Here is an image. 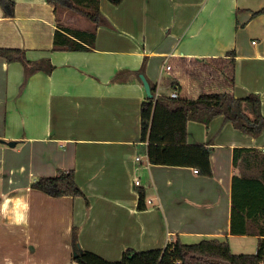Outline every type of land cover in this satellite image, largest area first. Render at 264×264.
I'll return each mask as SVG.
<instances>
[{"label":"crops","instance_id":"obj_1","mask_svg":"<svg viewBox=\"0 0 264 264\" xmlns=\"http://www.w3.org/2000/svg\"><path fill=\"white\" fill-rule=\"evenodd\" d=\"M12 1L11 16L0 6V47L21 49L40 67L26 78L20 62L0 57V204L8 198L11 210L16 198L29 203L26 226L14 224L11 211L0 214V264H78L71 258L73 228L83 250L108 261L120 260L126 248L160 249L176 239L226 238L233 254H246L244 247L256 252L257 236L230 231L232 178L240 176L233 152H263L264 131L244 134L222 115L208 124L190 120L186 143L210 148L212 174L150 164L140 140L147 97L139 75L159 96H168L174 83L188 98L255 93L264 116V11L254 14L264 0H123L118 6L98 0L112 28L97 27L89 51L53 47L59 25L93 30L57 18L71 10L56 13L47 0ZM205 67L216 70L213 79L199 77ZM57 169L74 171L88 204L82 196L52 197L31 187ZM138 188L144 210L137 209Z\"/></svg>","mask_w":264,"mask_h":264},{"label":"trees","instance_id":"obj_2","mask_svg":"<svg viewBox=\"0 0 264 264\" xmlns=\"http://www.w3.org/2000/svg\"><path fill=\"white\" fill-rule=\"evenodd\" d=\"M47 1L54 7V12L68 9L93 25V30H72L59 25L61 31L56 30L54 33V49L89 51L94 47L95 29L99 26L112 28L99 11L98 0ZM122 1L108 0L114 6L120 5ZM13 5L12 0H0L6 16L13 14ZM262 11L264 9L254 14ZM0 57L8 62H20L26 78L40 67V63L27 60L21 49L0 47ZM211 61L219 66L222 59ZM229 61L233 62L232 59ZM145 63L146 59L138 73H144ZM45 71L49 72L48 69ZM149 85L152 97L144 99L140 107V140L147 143L146 154L150 164L193 167L201 175L212 174L210 148L186 143V124L190 120L208 124L214 117L222 115L226 122L244 134L258 137L264 131V116L258 94L249 93L244 98H234L227 92L210 91L196 98L179 95L174 99L161 95L155 97L156 86L151 82ZM233 166L239 168L240 176L234 175L232 178L230 231L234 235L257 236L255 253L233 254L226 238H205L193 244H185L176 239L160 249L136 251L126 248L120 260L108 261L83 250L77 241V229L73 228L72 260L78 264H264V151L234 149ZM31 187L52 197L82 196L88 204L85 194L75 181L73 170L57 169L52 176L38 177ZM137 192V209L144 210V191L138 188Z\"/></svg>","mask_w":264,"mask_h":264},{"label":"clouds","instance_id":"obj_3","mask_svg":"<svg viewBox=\"0 0 264 264\" xmlns=\"http://www.w3.org/2000/svg\"><path fill=\"white\" fill-rule=\"evenodd\" d=\"M12 203L8 198L0 204V214L8 216L11 211L12 222L16 225L26 226L28 224L29 203L24 198H16L13 207L9 210V204Z\"/></svg>","mask_w":264,"mask_h":264},{"label":"rangeland","instance_id":"obj_4","mask_svg":"<svg viewBox=\"0 0 264 264\" xmlns=\"http://www.w3.org/2000/svg\"><path fill=\"white\" fill-rule=\"evenodd\" d=\"M59 17L61 18V20H62L61 22L62 23L69 24V26L71 25V26H74V27H82V28L83 27H88V28L92 27V23L91 22H89L83 16H81V15L75 13V12H72V11H66V13L63 14L62 16L58 12L57 18L59 19ZM189 84H190V87H191L193 83L189 82ZM241 250H244L246 252V254L255 253V248L251 249L250 247H244Z\"/></svg>","mask_w":264,"mask_h":264},{"label":"built area","instance_id":"obj_5","mask_svg":"<svg viewBox=\"0 0 264 264\" xmlns=\"http://www.w3.org/2000/svg\"><path fill=\"white\" fill-rule=\"evenodd\" d=\"M164 69L166 70V71H170L171 69H172V66L170 65V64H167L165 67H164ZM191 69V68H190ZM199 77L201 78V79H213V69H209L208 71H206V72H203V71H201L200 69H199ZM179 84L178 83H174L173 84V86H172V88H171V92L169 93V97L170 98H178V96H179ZM157 96H159V93L158 92H156L155 93V97H157ZM140 160V158L139 157H136V161H139ZM194 172H197V170H195ZM134 185L135 186H138L139 185V180L138 179H135L134 180Z\"/></svg>","mask_w":264,"mask_h":264},{"label":"water","instance_id":"obj_6","mask_svg":"<svg viewBox=\"0 0 264 264\" xmlns=\"http://www.w3.org/2000/svg\"><path fill=\"white\" fill-rule=\"evenodd\" d=\"M140 76V79L142 81V84H143V87H144V91H145V94H146V97L147 98H151L152 97V94H151V91H150V86L147 82V80L144 78V76L141 74L139 75ZM14 143L13 142H10L9 145H13ZM217 263V262H216Z\"/></svg>","mask_w":264,"mask_h":264}]
</instances>
